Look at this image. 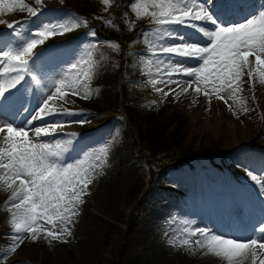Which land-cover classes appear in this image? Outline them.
<instances>
[{"label": "rangeland", "instance_id": "obj_1", "mask_svg": "<svg viewBox=\"0 0 264 264\" xmlns=\"http://www.w3.org/2000/svg\"><path fill=\"white\" fill-rule=\"evenodd\" d=\"M88 2L91 9H100L99 19L104 29L99 33L88 23L86 27L49 38L36 49L44 53L37 61L38 74L46 82H51L84 54L86 44L97 45L94 51L98 64L91 81L93 95L89 99L70 95V103L57 101V105L85 114L84 117L66 120L83 118L88 121L84 124H66L61 130L62 133L77 134L73 148L82 146L79 150L72 149L67 155L68 162L86 153L99 154L105 145L110 149L108 160L102 169L97 170L89 186L90 194L83 198L85 203L80 205L79 215L74 218V225L70 226L72 236L67 238V243L50 241L41 235L37 243L30 247L25 245V241L6 260L0 259V264H173L176 259V264L179 260L183 264H210L205 257L196 253L194 241L199 237L192 238V248L178 249L177 255L168 248L164 251L161 241L169 245L173 226L179 219L188 218L197 223L196 226L211 230L215 222L226 223L228 219L221 211L225 212L224 206L229 203L244 204L247 208L240 212L243 216L240 215L235 229L251 235L253 226H258L264 220V198L258 195L254 182L245 171H253L264 179V86L257 84L254 91H250L249 86L244 85L240 95L246 100L247 107L255 111L245 114L234 103L237 115H233L222 101L220 103L225 105L224 109L214 113L212 104L218 100L213 98L209 105L207 98H201L194 92L188 99V93L184 95L185 98L183 95L163 97L148 83L150 77L142 71L141 60L149 55L142 33L151 31L155 25L149 17H136L130 8L135 0H109V5L102 0H44L43 11L38 18L31 17L26 9L25 14L18 7L11 13L5 9L0 12V19L6 22L0 24V45L18 43L17 38L11 35L12 29L7 28V23L27 22L25 27L35 30L41 22L56 18L65 19L74 15L87 20L82 10ZM24 3L38 7L35 0H24ZM109 19L112 25L105 23ZM90 31L96 32L95 38L89 35ZM112 33L120 35L124 45L114 39L107 40ZM25 35H28L27 31ZM110 42L117 43L119 48H111ZM186 63L193 65L190 61ZM40 96V90L30 80L21 93H17V98L26 103L30 110ZM200 99H204L202 107L197 109ZM17 107L19 104L10 107L0 119L11 122ZM29 114L21 112L15 118V124L22 126ZM215 114H218L219 122L208 127V121ZM42 123L34 122V126ZM233 124L237 143L233 142L231 134ZM56 138L68 137L58 135ZM202 147L210 152L228 154L225 166L220 168L202 157L192 167L170 171L167 177L162 178L160 184L172 189L167 201L155 202L144 196L138 198L143 183L151 178L153 170L157 171L173 156L185 153L189 148L199 151ZM123 181L126 185L115 214L106 218L101 217V213L98 217L93 214L98 213L95 208L102 205L105 191ZM208 200L213 210L203 208L202 204ZM8 202L7 197L2 203L6 207H0V256L10 245L13 231L9 223L11 213L7 211ZM134 207H139L142 212L134 211ZM159 209L167 210L162 224L141 242L142 248H132L129 240L138 233L149 214ZM100 218L104 219L106 226L96 240V251L83 247L84 238L91 236ZM130 222L136 226L131 227Z\"/></svg>", "mask_w": 264, "mask_h": 264}, {"label": "snow or ice", "instance_id": "obj_2", "mask_svg": "<svg viewBox=\"0 0 264 264\" xmlns=\"http://www.w3.org/2000/svg\"><path fill=\"white\" fill-rule=\"evenodd\" d=\"M102 2L109 5V0ZM35 4L38 7L24 0H0V12L7 9L11 13L18 7L38 18L44 0H35ZM242 7V0H135L131 3L130 8L137 18L149 17L155 25L151 31L142 33L149 55L142 58L141 63L142 71L150 77L148 83L156 92L163 97L176 98L191 89L197 96L207 98L209 105L213 98L222 101L233 115H237L234 103L245 114L255 111L247 107L240 93L245 84L250 91H254L257 84L264 86V5L243 21L230 22L228 14ZM221 15L226 18L222 20ZM5 23L0 19V24ZM26 23H7L18 43L0 45V116L19 104L11 122L0 119V187L11 191L7 211L11 213L9 223L13 230L10 245L0 256L4 260L28 238L36 242L43 235L50 241L68 242L67 238L72 236L70 226L74 225L79 207L85 203L83 198L90 194L89 186L97 170L107 162L110 151L105 145L99 154L86 153L68 162L67 155L78 136L61 130L66 124L88 121L66 120L85 114L57 105V101L70 103V95L91 98V81L98 64L94 51L97 45L86 44L84 54L51 82L38 74L37 61L44 53L37 52V47L51 37L86 27L88 21L73 15L41 22L35 30L26 28ZM105 23L112 25V20ZM89 35L95 38L96 32L90 31ZM109 46L119 48L114 42ZM186 61L195 63L190 66ZM28 80L41 92L32 110L17 98ZM230 100L233 103H229ZM21 112L30 114L22 126H17L15 118ZM37 121L43 123L34 126ZM58 135L68 138H56ZM245 171L258 195L264 198V179L253 171ZM193 237H199L194 241L195 246L207 249L226 264H242L249 257L252 264H264L261 258L264 256V220L253 226L251 236L235 238L184 221L169 244L192 248Z\"/></svg>", "mask_w": 264, "mask_h": 264}, {"label": "bare ground", "instance_id": "obj_3", "mask_svg": "<svg viewBox=\"0 0 264 264\" xmlns=\"http://www.w3.org/2000/svg\"><path fill=\"white\" fill-rule=\"evenodd\" d=\"M242 3H243L242 9L237 10L235 12H230L228 14L227 19L230 22H233V23L241 22L245 19V17L249 16L252 13H256L258 10L261 9V6L264 5L263 0H242ZM217 14H219L218 11H217ZM220 18L223 20L226 17L224 15H221ZM181 31H185V29H181ZM190 62L194 64V61H190ZM189 90L190 91L188 92V94L181 92V94L179 96L183 95V97H184V95L187 94L186 98L188 99L191 95H193V91L191 89H189ZM200 97L203 98L204 96L200 95ZM203 100H201V99L199 100L200 102L196 106L197 109L202 107L201 104L203 103ZM193 107H194V105H193ZM210 107L211 106H209V108ZM224 107H225V105L223 106V104H221L219 100L217 102L215 101V103L212 104V109H213V111H215L214 113H216V111H218V110L219 111L221 109L223 110ZM219 111H218V113H219ZM39 122H41V121H39ZM208 122H209L208 127H211L213 124L215 125L217 122H219L218 121V114H215L214 118H212V120L208 121ZM234 126H235L234 124L231 125L232 128L230 127V129L232 132L231 134L234 137L233 142L237 143L238 142L236 140L237 137L234 136L235 131H236ZM81 147H82L81 145H76L73 148V150H79ZM125 185H126V183L123 181V182H117L114 185L110 186L105 191V193L102 197L103 201H102V205H100V208H95V210L98 213L93 212V214H95L97 217L101 215V217H103V218H106L105 216L109 217L111 215H114L116 212V209L118 208V206H120V203H121L120 200H121L122 193H123L122 189L125 187ZM10 196H11L10 190H5L3 187H0V207H6V205H4V204L2 205V203H3V201L6 200L7 197L9 199ZM202 206L204 209L213 210V206L209 200L207 201V203H203ZM224 207L226 208L225 212H223V211H221V212L226 217V219H228V220H226L227 224L223 221L222 222H215L213 224V226H211L212 231H214L216 234L225 235V236L233 237V238L251 236V235H249L248 232H246L244 230H241V229L238 230L237 228L236 229L234 228V225L237 224V222L240 220L239 219L240 215L243 216V214H240V212L244 211V209L247 210L245 205L244 204H237V203L236 204L229 203V204L225 205ZM166 215H167V210H162V209L153 210L152 213L149 214V217H147L143 221V224L140 227L138 233H136V235L131 240H129V245L135 249H137L138 247L142 248L141 242H143V240H146L147 238H149V235L154 230V228H157L160 226V224H162V222L166 218ZM184 221H189V220L187 218L185 220L179 219L176 221L175 225L173 226V235L171 238H173L174 236H176L178 234L179 230L183 226ZM195 224L197 225V223H195ZM2 225H4V224H2ZM97 225H98V227L91 233V236L84 238L83 247L89 248L90 250H95L94 246L96 245V240L100 237L99 235H101L102 232H104V227L106 226V223H105L104 219L100 218ZM227 227H229V228H227ZM25 241H26L25 245L27 247L28 246L30 247V245L37 243V241L33 242L30 238L26 239ZM161 244H162L164 251L168 248L174 254H176L178 249L187 248V246H185V247L175 246L174 247L170 244L167 245L165 243H162V241H161ZM196 247H197L196 253L201 254L203 257H205L206 260L210 264H226V261H224L222 258H218L212 254H209L207 252V249H201L198 246H196ZM261 258H264V256H261ZM176 262H177V259L174 261L173 264H176ZM177 264H183L182 260H179V262ZM242 264H252L251 257H249L247 260L242 261Z\"/></svg>", "mask_w": 264, "mask_h": 264}, {"label": "trees", "instance_id": "obj_4", "mask_svg": "<svg viewBox=\"0 0 264 264\" xmlns=\"http://www.w3.org/2000/svg\"><path fill=\"white\" fill-rule=\"evenodd\" d=\"M82 15L90 21V25L92 27H96V29L99 31L103 29V24L101 23V20L98 19V17L100 16L99 8L91 9L88 2L82 10ZM108 39H115L121 45H124L123 38L120 35H116L115 33L110 34ZM201 157L209 159L210 162H212L214 165H218L220 167L224 166L226 161L228 160V154L224 152H210V150L205 147L200 148L199 151H194L192 148H189V150L185 153L173 156L157 171L153 170V173H151V178L147 180V182L143 183V187L141 190L142 192L138 195V198L144 196L145 198H150L156 202L166 201L171 190L160 184L162 178L168 176V173L171 170H179L181 168H184L185 166H193V162L199 160ZM135 208L136 207H134L133 209L134 211L139 210L140 213L142 212L139 207H137L138 209ZM136 218L138 219L139 217ZM129 224L131 227L136 226L134 222H130Z\"/></svg>", "mask_w": 264, "mask_h": 264}]
</instances>
